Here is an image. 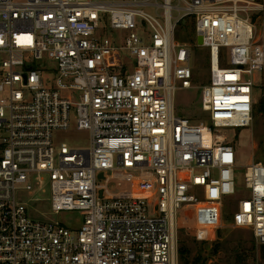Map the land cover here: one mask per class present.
Listing matches in <instances>:
<instances>
[{
	"label": "built area",
	"instance_id": "1",
	"mask_svg": "<svg viewBox=\"0 0 264 264\" xmlns=\"http://www.w3.org/2000/svg\"><path fill=\"white\" fill-rule=\"evenodd\" d=\"M178 90L203 118L176 111ZM261 101L264 0H0V264H178L181 212L222 220L237 196L224 131ZM72 128L90 147L57 152ZM244 169L228 225L264 247V156Z\"/></svg>",
	"mask_w": 264,
	"mask_h": 264
},
{
	"label": "rangeland",
	"instance_id": "2",
	"mask_svg": "<svg viewBox=\"0 0 264 264\" xmlns=\"http://www.w3.org/2000/svg\"><path fill=\"white\" fill-rule=\"evenodd\" d=\"M196 53L195 78L197 85H202L209 79L208 51L200 48ZM199 98L200 93L197 90H178L175 96L176 111L197 122L203 118ZM262 103L264 104L261 101L257 105L250 128L224 131L227 141L236 145L243 161L237 170V196L224 207L222 220L221 217L219 220L217 208L214 206H198L181 212L178 225V264H264L263 248L256 242L253 233L248 229H231L228 225L237 201L245 199L248 195L244 188V165L252 158L260 161L264 156V111H259ZM54 143L57 152L64 144L69 148L86 149L90 147L91 139L89 133L72 128L69 132H55ZM42 199L44 200H40L38 206L45 216L40 218H51L47 209L48 202L45 198ZM30 205L37 207L35 203ZM62 217L68 219L70 216L62 215L58 217L59 220ZM72 217V221L79 219L78 215ZM75 225L79 227L80 224ZM183 246L187 252L182 256L180 249ZM244 249L247 252L244 253ZM239 257L243 259L242 262Z\"/></svg>",
	"mask_w": 264,
	"mask_h": 264
},
{
	"label": "trees",
	"instance_id": "3",
	"mask_svg": "<svg viewBox=\"0 0 264 264\" xmlns=\"http://www.w3.org/2000/svg\"><path fill=\"white\" fill-rule=\"evenodd\" d=\"M191 40V39H190ZM262 108H260V110L259 111H264V104L262 103V106H261ZM257 108V107H256ZM235 130H237V131H241L242 130V128H236ZM230 144H232L234 147H235V150H236V152L238 153V149H237V147H236V145L234 144V143H232V142H229ZM242 161H243V159H242V155L240 156V154L238 153V164L240 165L241 163H242ZM232 214V213H231ZM232 216V215H231ZM232 219V218H231ZM231 221V220H230ZM263 248V251H264V247H262ZM180 252H181V254H182V256L185 254V252H187V250H186V248L183 246L181 249H180ZM245 252H247V250H245L244 249V253ZM246 256V255H245ZM239 259H240V261L242 262V258H240L239 257Z\"/></svg>",
	"mask_w": 264,
	"mask_h": 264
},
{
	"label": "water",
	"instance_id": "4",
	"mask_svg": "<svg viewBox=\"0 0 264 264\" xmlns=\"http://www.w3.org/2000/svg\"><path fill=\"white\" fill-rule=\"evenodd\" d=\"M197 43H198V45H199L200 47L203 45V40H202L201 37H198V38H197Z\"/></svg>",
	"mask_w": 264,
	"mask_h": 264
}]
</instances>
